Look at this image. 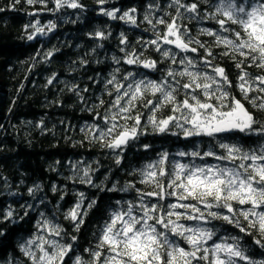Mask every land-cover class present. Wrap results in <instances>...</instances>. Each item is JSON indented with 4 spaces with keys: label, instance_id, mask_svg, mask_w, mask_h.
I'll use <instances>...</instances> for the list:
<instances>
[{
    "label": "snow or ice",
    "instance_id": "6c2138e0",
    "mask_svg": "<svg viewBox=\"0 0 264 264\" xmlns=\"http://www.w3.org/2000/svg\"><path fill=\"white\" fill-rule=\"evenodd\" d=\"M27 3L46 6L47 0H27ZM97 3L104 5L108 0ZM54 4L55 8L49 11L84 7L79 0H54ZM167 7L172 11L156 17L155 11L160 6L147 5L149 11L143 20L152 26L154 38L137 40L139 52L121 32L118 39L123 47L119 50L124 55L111 57L115 65L123 62L159 71V78L150 79L135 71L120 74L121 69L116 67L103 83L111 101L104 113L96 112L94 122L81 131L90 142L111 149L116 165L121 164L129 142L145 134L147 125L157 133L185 139L207 138V149L179 151L171 160L169 153L162 151L157 160L133 169L129 174L138 173L139 183L148 186L149 191L137 188L131 181L120 187L119 181H115L108 187L105 184L108 176L95 183L98 161L73 163L72 176L68 177L73 182L100 192L132 191L134 196L109 203L106 217L93 232L95 245L83 249L87 259L77 252L78 236L64 229L55 213L49 218L39 212L36 231L18 245L25 264H264V258H256L264 257V0H170ZM101 12L112 20L138 27L135 8L119 16L118 8H102ZM204 21H211L213 26H200L193 35L189 23L195 22L196 27ZM26 27L33 29L27 35L31 41L37 35H47L57 25L51 22L41 25L36 20ZM89 35L105 41L111 32L96 31ZM202 36L212 38V44L201 40ZM102 47V43L97 44V48ZM149 47L160 54V63L168 62L164 69L157 68L156 60L143 58ZM214 48L221 51L214 52ZM91 51L95 53L96 48ZM52 55V51L45 54L46 58ZM217 57H227L233 62L238 70L235 81L229 79L224 67L215 63ZM253 67L259 70L255 74L248 71ZM54 79L55 75L48 83ZM78 89L75 85L69 90L83 103L80 92L88 89ZM104 104L99 99L93 107ZM93 107L85 105L89 112ZM139 107L149 110L144 127L141 126L144 113ZM165 109L169 112L166 116ZM241 137L256 139L245 147L246 141L242 143ZM176 157L188 159L181 161ZM92 163L98 167L93 168ZM27 191L35 198V193L42 189L37 184ZM52 191H57L55 185ZM98 200L99 197L77 193V202L64 213L73 232H80L89 212L97 208ZM38 204H45V198L41 197ZM21 207L22 214L9 207L0 215V224H18L34 210L32 204ZM213 221H223L243 235L220 234ZM4 234L0 228V236ZM245 237L251 238L250 244L260 251L250 250Z\"/></svg>",
    "mask_w": 264,
    "mask_h": 264
},
{
    "label": "trees",
    "instance_id": "16d2710c",
    "mask_svg": "<svg viewBox=\"0 0 264 264\" xmlns=\"http://www.w3.org/2000/svg\"><path fill=\"white\" fill-rule=\"evenodd\" d=\"M79 3L84 6L83 9L62 8L52 12L49 9L55 8L54 0H47L46 6L40 3L30 5L27 0H0V215L9 207L22 214V204L34 206V210L18 224H0L5 233L0 236V264H25V258L18 245L36 231L34 225L41 211L49 218L55 213L57 222L70 234L78 236L77 252L87 259L88 254L83 252V249L95 245L93 232L98 230V226L106 217L105 210L109 203H114L117 199L133 198L132 191L100 192L88 185L73 182L68 179L72 176L73 163L83 161L88 164L98 161L99 170L93 176L95 183H100L108 176L105 181L108 187L115 181H119L117 187L131 181L137 188L149 191L151 189L148 186L139 183L138 173L129 174L133 169L142 168L157 160L158 153L162 151H167L171 160L179 151L203 152L208 147L207 138L185 139L157 133L151 125H147L145 134L129 142L123 152L121 164L116 165L115 154L111 149L89 141L81 128L92 124L95 113L103 114L107 108L112 97L106 95L103 83L110 78L109 74L116 67L121 69L120 74L135 71L147 75L150 79H158L160 75L159 71L137 68L123 62L115 65L111 57L115 55L122 58L124 55L119 50L123 47L119 43V34L123 32L139 52L141 49L137 40L147 41L154 38L152 26L143 20V16L149 11L147 5L160 6V10L155 11L156 17L164 11L172 10L167 7L170 0H108L104 5L98 4L97 0H79ZM102 8L120 9L117 16L135 8L138 27L119 19L112 20L102 14ZM36 20H39L41 25L51 22L57 27L51 32L46 29L47 35H37L30 41L27 35L32 33L33 29L26 26ZM194 24L195 22L189 23V27L193 28V35L200 26H213L211 21H204L196 27H193ZM162 28L163 26H160L161 30ZM96 31H104L106 34L111 32V36L105 41H98L89 35ZM199 38L207 40L209 45L212 44L210 37ZM99 43L103 44L102 48H97ZM93 48H96L95 53L91 51ZM213 50L221 51L217 48ZM49 51H52L53 55L46 58L45 54ZM188 55L195 57L197 54ZM143 58L156 60L158 69H164L168 63H160V54L152 47L144 51ZM81 60L86 63L82 64ZM97 60L100 63H96ZM215 63L224 67L229 79L235 81L238 70L230 59L217 57ZM248 71L255 74L259 70L253 67ZM53 75L56 79L49 84L48 80ZM75 85L79 86L78 91L88 89L87 92H80L84 97L83 103L75 92L69 90ZM99 99L105 101L104 106L93 107L98 105ZM85 105L93 107V111H87ZM138 110L144 113L141 117V126L144 127L149 110L142 107ZM168 114L165 109L163 115ZM95 122L100 123L98 120ZM128 123L131 124V121ZM201 139L205 142L200 143ZM254 139L256 137L240 138L242 143L246 141L245 147ZM144 145L150 147L145 148ZM176 159L187 161L188 158ZM208 159L209 162H214L211 158ZM199 162L197 160V163ZM92 167L97 168L98 165L92 163ZM37 184L41 186L42 191L35 193L33 198L28 195L27 190ZM53 185L57 189L56 192L52 191ZM79 192H84L89 198L99 197V200L97 208L91 210L85 218L80 232L75 233L71 221L64 219V213L77 202ZM61 195L63 200H60ZM41 197L45 198V204H38ZM213 223L220 234H240L238 229L223 221ZM250 239L245 237L249 244ZM250 250L260 251L254 244H250ZM256 258L264 257L258 255Z\"/></svg>",
    "mask_w": 264,
    "mask_h": 264
}]
</instances>
